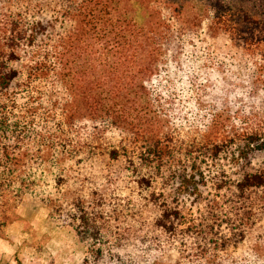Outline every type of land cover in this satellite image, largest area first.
I'll list each match as a JSON object with an SVG mask.
<instances>
[{"label":"trees","instance_id":"1","mask_svg":"<svg viewBox=\"0 0 264 264\" xmlns=\"http://www.w3.org/2000/svg\"><path fill=\"white\" fill-rule=\"evenodd\" d=\"M134 1L0 0V237L32 201L79 264H264V0L203 1L243 47L234 93L180 72L183 9L142 24Z\"/></svg>","mask_w":264,"mask_h":264},{"label":"rangeland","instance_id":"2","mask_svg":"<svg viewBox=\"0 0 264 264\" xmlns=\"http://www.w3.org/2000/svg\"><path fill=\"white\" fill-rule=\"evenodd\" d=\"M203 1L164 0L165 3L168 2V6L164 7L160 1L150 0L147 3L151 8L146 9L147 5L142 0H138L128 2L126 7L142 24L147 22L148 12H151L153 19L159 21L164 16L166 19L164 21L171 24L173 28L180 27L178 8L183 9L187 40L183 35L185 47L181 49L183 61L180 72L182 73L184 69L185 72L197 76V72L205 74L216 70L221 79L220 84L234 93L238 89L234 86L235 83H241L242 79L229 78L223 74V71L229 67L238 66V61L243 60L241 56L243 47L237 41L230 40V36L221 29L210 27L212 15L204 11ZM230 1L237 10L240 7L249 8V0ZM157 11H161V14ZM46 17L49 18L50 14ZM193 52L200 55L201 59L196 61L191 57L190 54ZM231 55H235L234 61L232 60L236 62L234 65L226 64L216 67L211 63L213 57L214 62L222 59L228 62L231 60ZM247 66V62H243L236 71L233 70L236 74L247 77L249 76ZM167 67H171L170 64ZM175 81L178 83L180 79L176 77ZM232 85L233 87L230 88ZM240 99L238 95H234L235 101ZM244 249H247V246H244ZM86 252L85 243L72 225L51 218L49 207L32 201H23L18 204L14 220L9 223L5 236L0 237V264H17L18 260L23 264H79ZM250 258L252 261L254 256L251 255Z\"/></svg>","mask_w":264,"mask_h":264}]
</instances>
